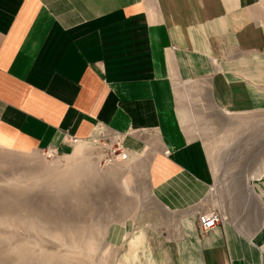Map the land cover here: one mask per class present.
<instances>
[{
	"label": "crops",
	"instance_id": "1",
	"mask_svg": "<svg viewBox=\"0 0 264 264\" xmlns=\"http://www.w3.org/2000/svg\"><path fill=\"white\" fill-rule=\"evenodd\" d=\"M254 2L0 0V148L65 153L66 135L100 128L146 158L159 213L125 232L112 264H264L263 233L254 248L222 223L198 232L213 177L174 84L196 77L223 110L264 109Z\"/></svg>",
	"mask_w": 264,
	"mask_h": 264
},
{
	"label": "rangeland",
	"instance_id": "2",
	"mask_svg": "<svg viewBox=\"0 0 264 264\" xmlns=\"http://www.w3.org/2000/svg\"><path fill=\"white\" fill-rule=\"evenodd\" d=\"M253 6L264 23V0ZM174 84L190 109L185 128L200 140L212 173L207 209L220 213L237 245L259 248L264 109L223 110L196 77ZM97 154L86 141L47 160L39 150L0 148V264H112L125 232L152 223L159 210L146 158L135 153L98 165Z\"/></svg>",
	"mask_w": 264,
	"mask_h": 264
},
{
	"label": "built area",
	"instance_id": "3",
	"mask_svg": "<svg viewBox=\"0 0 264 264\" xmlns=\"http://www.w3.org/2000/svg\"><path fill=\"white\" fill-rule=\"evenodd\" d=\"M81 141L91 142L94 146V149L98 153L96 157L98 165H106L111 162L122 161L127 157V153L121 145L120 133H106L99 128L97 129V132L84 140L73 137L72 135H66L65 137V142L67 143H77ZM39 151L45 160L51 159L59 153L57 147L48 145L41 148ZM196 221L198 232L200 234H205L215 226L220 225L222 217L217 211L206 209L197 215Z\"/></svg>",
	"mask_w": 264,
	"mask_h": 264
},
{
	"label": "bare ground",
	"instance_id": "4",
	"mask_svg": "<svg viewBox=\"0 0 264 264\" xmlns=\"http://www.w3.org/2000/svg\"><path fill=\"white\" fill-rule=\"evenodd\" d=\"M261 32V31H260ZM264 34V33H263ZM35 224V223H34Z\"/></svg>",
	"mask_w": 264,
	"mask_h": 264
}]
</instances>
